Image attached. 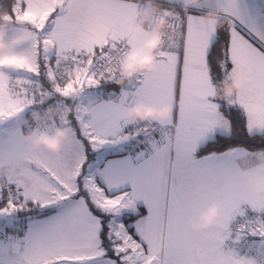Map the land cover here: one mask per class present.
I'll use <instances>...</instances> for the list:
<instances>
[{
  "label": "snow or ice",
  "instance_id": "obj_1",
  "mask_svg": "<svg viewBox=\"0 0 264 264\" xmlns=\"http://www.w3.org/2000/svg\"><path fill=\"white\" fill-rule=\"evenodd\" d=\"M156 4L154 64L125 73L144 0H0V264H264V0Z\"/></svg>",
  "mask_w": 264,
  "mask_h": 264
},
{
  "label": "clouds",
  "instance_id": "obj_2",
  "mask_svg": "<svg viewBox=\"0 0 264 264\" xmlns=\"http://www.w3.org/2000/svg\"><path fill=\"white\" fill-rule=\"evenodd\" d=\"M189 2L191 4H195L197 3V0H189ZM144 3L145 8L138 23H149V34L144 43L139 45L135 49V51L126 54L127 58L124 64H122L121 66V70L125 73L133 70L134 68L147 69L152 67L154 64V56L152 55V50L158 47L163 42V29L167 21L163 16L155 20H150L152 10L157 7L156 0H144ZM217 15L218 14L213 9L202 16L201 19L210 24L218 23ZM2 36L3 32H0V38H2ZM243 79L244 78L241 77L240 80H232L231 77H228L222 81L221 86L218 88V91L227 93L239 89ZM116 83L120 85L125 83V80L118 79ZM167 113V106L158 108L154 105H149L144 101H135L128 108L129 118L141 121L149 118L164 117L167 115ZM37 116L38 113H33L31 114V119L35 121L37 119ZM66 137L67 130L62 127H56L51 131L41 130L32 138V147L34 149L44 147L49 151L59 152ZM219 211V204H209L200 212L199 216L191 222L192 229L196 231L207 229L218 217ZM232 264H256V261L252 257L241 254L232 257Z\"/></svg>",
  "mask_w": 264,
  "mask_h": 264
}]
</instances>
